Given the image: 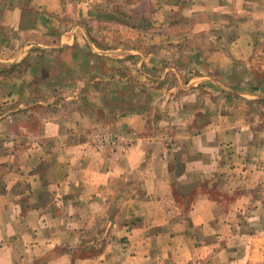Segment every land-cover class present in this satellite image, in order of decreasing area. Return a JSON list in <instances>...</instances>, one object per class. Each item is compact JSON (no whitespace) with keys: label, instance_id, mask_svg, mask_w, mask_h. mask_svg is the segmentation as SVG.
Returning <instances> with one entry per match:
<instances>
[{"label":"crops","instance_id":"obj_1","mask_svg":"<svg viewBox=\"0 0 264 264\" xmlns=\"http://www.w3.org/2000/svg\"><path fill=\"white\" fill-rule=\"evenodd\" d=\"M61 97L76 118L35 130ZM0 112L25 124L1 141L0 264L263 254L264 0H0ZM105 122L126 140L95 144Z\"/></svg>","mask_w":264,"mask_h":264},{"label":"rangeland","instance_id":"obj_2","mask_svg":"<svg viewBox=\"0 0 264 264\" xmlns=\"http://www.w3.org/2000/svg\"><path fill=\"white\" fill-rule=\"evenodd\" d=\"M134 5L135 4H139V2H132ZM145 6L143 8H138L137 6L134 8L135 11L136 9H141L143 11H151L152 8V4L149 2H144L143 3ZM132 5V4H131ZM130 6H128L127 8L130 9ZM143 6V5H142ZM119 7V5H118ZM90 25V24H88ZM130 34V35H129ZM112 38L114 39V43L118 46V45H124V46H130V47H134V46H138L140 44V42L144 41V39H140L139 41V37H137L135 34L131 33V32H122L120 30H118L117 28L114 29ZM102 39V38H101ZM103 40V39H102ZM174 68V66H172V64H170L168 66V69ZM172 78L171 76H169V86L172 84ZM106 84V83H105ZM107 86V85H106ZM151 88V86L149 87ZM149 88L147 89L146 86L140 88V93L141 94H147L149 90ZM116 89V88H115ZM114 89V90H115ZM118 90H121L120 87ZM113 91L114 96V100L115 103H119V101H121L122 103H126L127 107H133L132 105V101L135 97H138L136 95H134L136 93V90L131 91L130 89H126L125 94L127 96H129L128 100L125 102L122 99V91ZM129 92V93H128ZM120 94V96L118 95ZM62 97L59 100H55L53 101V106L47 108L45 110V112H43V107H39L37 109V113H35L34 118L32 119L33 122V127L35 128V130L40 131V127L42 125V122L44 119L48 120L50 118L52 119H58V120H63V119H67V120H71L73 118H76L72 113V111H74L73 108V104L71 102H66L61 100ZM151 99H153V96L151 95ZM131 100V101H130ZM143 101L146 100L147 102L149 101V99H142ZM55 103L57 104H62L61 107L60 106H54ZM131 103V104H130ZM146 109L149 110V114L152 116V118L155 117V107L153 105V103H149V107H147ZM33 115V114H32ZM31 114L28 116L30 118V116H32ZM5 120L4 122H2V120ZM74 120V119H73ZM106 124H103V127L98 128L97 130H95V132L92 133L91 138L93 139V142L95 144H98L99 146H116L119 143L118 142H122L126 140V134L124 132H117L115 131L112 127H110V125H108V122H105ZM25 126V124L23 122H19L16 121L14 118V115L11 113H7V112H0V148L4 147V148H9V147H5L4 144L1 143L2 141V136L4 137V142H8L9 140H11V138H15L17 135H21L23 134L22 130L23 127ZM106 139V140H105ZM8 140V141H6ZM118 143V144H117ZM130 141H127V144H130ZM12 163L10 161H7L6 164H0V195H3V193L5 192V187H7V185L9 184V182L11 181V177H12V170H10V165ZM15 164V163H13ZM12 164V166H13ZM5 195V194H4ZM227 200V199H226ZM101 218V216H100ZM120 246L125 247L127 245V242L124 240H120ZM98 242V243H97ZM107 243V242H106ZM105 244V243H104ZM101 245V242H99V240H96V245H92L93 248H96L98 246ZM263 248H264V243H263ZM263 250V254L260 256H255V257H251L249 259V263L248 264H264V249ZM243 259L245 258H238V262L234 263V264H245ZM212 261H214L212 259ZM229 261H233V259H229ZM234 262V261H233ZM228 264H232V262H229Z\"/></svg>","mask_w":264,"mask_h":264},{"label":"built area","instance_id":"obj_3","mask_svg":"<svg viewBox=\"0 0 264 264\" xmlns=\"http://www.w3.org/2000/svg\"><path fill=\"white\" fill-rule=\"evenodd\" d=\"M106 140V139H105Z\"/></svg>","mask_w":264,"mask_h":264}]
</instances>
